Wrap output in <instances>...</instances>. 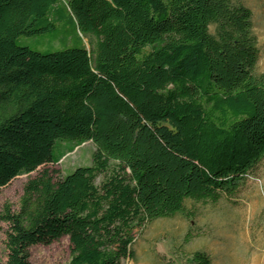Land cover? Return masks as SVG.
I'll use <instances>...</instances> for the list:
<instances>
[{
    "label": "trees",
    "instance_id": "obj_1",
    "mask_svg": "<svg viewBox=\"0 0 264 264\" xmlns=\"http://www.w3.org/2000/svg\"><path fill=\"white\" fill-rule=\"evenodd\" d=\"M257 61L240 0H0V188L95 148L89 167L43 170L4 205L5 264L62 238L66 264H123L136 233L186 216V200L232 199L264 160Z\"/></svg>",
    "mask_w": 264,
    "mask_h": 264
},
{
    "label": "rangeland",
    "instance_id": "obj_2",
    "mask_svg": "<svg viewBox=\"0 0 264 264\" xmlns=\"http://www.w3.org/2000/svg\"><path fill=\"white\" fill-rule=\"evenodd\" d=\"M252 12L258 42L256 74L264 73V0H240ZM213 28H211V31ZM20 46L46 52L63 49L49 43L48 36H24ZM87 45V40L84 39ZM88 47V46H87ZM95 148L86 142L67 153L57 164H48L29 175L12 180L0 188V214L5 204L16 210L25 183L39 172L48 170L54 178L64 177L78 167H89ZM187 215L158 219L136 233L134 260L123 264H188L196 251L206 252L211 264H264V160L246 178L243 188L232 198L216 203L186 200ZM7 224L0 219V264L6 262ZM29 264H66L70 257L67 238L29 250Z\"/></svg>",
    "mask_w": 264,
    "mask_h": 264
}]
</instances>
